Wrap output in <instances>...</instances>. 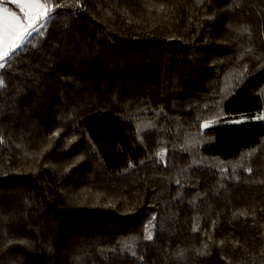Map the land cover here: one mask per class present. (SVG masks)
<instances>
[{
	"label": "trees",
	"instance_id": "obj_1",
	"mask_svg": "<svg viewBox=\"0 0 264 264\" xmlns=\"http://www.w3.org/2000/svg\"><path fill=\"white\" fill-rule=\"evenodd\" d=\"M49 3L0 88V264H264V0Z\"/></svg>",
	"mask_w": 264,
	"mask_h": 264
},
{
	"label": "snow or ice",
	"instance_id": "obj_2",
	"mask_svg": "<svg viewBox=\"0 0 264 264\" xmlns=\"http://www.w3.org/2000/svg\"><path fill=\"white\" fill-rule=\"evenodd\" d=\"M10 2L15 5L19 12L13 11L5 4H0V88L5 86L4 76L10 74L8 70L15 65L25 47L31 45L58 18L55 9L74 6L60 3L53 4L49 3V0H10ZM158 11L163 12L164 6L161 5ZM256 118L264 120V115ZM235 122L239 123L241 121ZM208 126V123L204 124V127ZM54 135L58 136L59 132ZM248 171L250 172L251 169L249 168ZM241 215H245V213H241ZM152 219L155 220V217ZM152 227L150 221L146 229V235H144L145 240L153 239ZM18 243L27 244L28 242L21 240ZM220 243L222 246L223 241ZM123 247L130 249L131 245L125 242ZM205 251H207V244L205 245ZM184 256L185 252L181 251L177 254V259L182 260Z\"/></svg>",
	"mask_w": 264,
	"mask_h": 264
}]
</instances>
